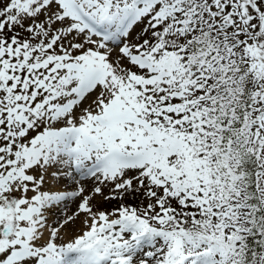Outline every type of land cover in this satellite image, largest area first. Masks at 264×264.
I'll list each match as a JSON object with an SVG mask.
<instances>
[{"label":"snow or ice","instance_id":"obj_1","mask_svg":"<svg viewBox=\"0 0 264 264\" xmlns=\"http://www.w3.org/2000/svg\"><path fill=\"white\" fill-rule=\"evenodd\" d=\"M0 264H264V0H0Z\"/></svg>","mask_w":264,"mask_h":264},{"label":"rangeland","instance_id":"obj_2","mask_svg":"<svg viewBox=\"0 0 264 264\" xmlns=\"http://www.w3.org/2000/svg\"><path fill=\"white\" fill-rule=\"evenodd\" d=\"M113 205H111V204H108V205H104V207H112ZM73 208H74V206H73ZM70 214V213H69ZM79 226V223L77 222V225H75V226H73V229H71L70 231H72V230H74L75 229V227H78Z\"/></svg>","mask_w":264,"mask_h":264}]
</instances>
